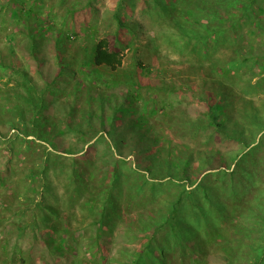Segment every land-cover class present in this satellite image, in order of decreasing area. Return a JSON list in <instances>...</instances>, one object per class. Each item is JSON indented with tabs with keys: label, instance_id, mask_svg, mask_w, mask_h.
<instances>
[{
	"label": "rangeland",
	"instance_id": "obj_1",
	"mask_svg": "<svg viewBox=\"0 0 264 264\" xmlns=\"http://www.w3.org/2000/svg\"><path fill=\"white\" fill-rule=\"evenodd\" d=\"M119 1L94 0L88 6V0H20L21 3L15 4L20 9L16 17L12 13V0H0V62L7 68H0V264H128L135 250L140 249L143 233L136 231L135 227L127 229L128 223L136 220L138 214L148 215L145 192L149 186L141 174L145 173L148 182L160 178L154 179L145 170L137 168L135 152L138 151L133 139L122 141L119 148L112 146L109 149L107 141L102 139L103 132L95 135L100 127L99 111L97 102L94 99L92 102L94 90L110 93L113 99L122 102L127 84L108 88L99 81H89L87 85L78 86L80 94L77 96L76 87L73 91L76 82L72 81V76H66L62 81L57 75L61 65L71 72L75 64L83 61L86 43L94 36L98 40L106 39L109 50L116 51L122 60L117 69L107 67L106 74L115 75L116 79L122 75L129 82H140L142 88L133 89L139 93L141 105L146 103L149 109L157 110L147 117L146 123L152 127V133L161 137L149 141L152 150L158 151L162 146L165 149L158 156L179 152L191 157L192 174H199L197 181L188 186L189 190L198 192L193 193L196 200H186L185 213L188 214L196 205L203 206L204 214L193 227L204 241L212 239L213 243L204 244L202 251L191 254L176 246L169 256V264H229V253L221 249L224 245L229 246L232 252L237 247L240 250L238 257L230 259L231 264H248L256 254L252 247L261 242L263 232L255 224V219L259 218L258 210L253 206L250 209L252 194L240 195L237 192L242 186L239 171L248 180L254 178L257 185L264 186V81L261 80L264 73H257L260 70L257 64L239 63L227 77H222L221 84L219 75L212 69L215 63L231 61L233 64L241 60L243 53L240 47L253 48L262 42L263 36L254 34L253 23L240 10L236 13L237 20H227L224 35L215 39H195L190 36V31L185 35L175 28L163 9L155 8L151 0H129L126 3L122 16L135 27L136 32L132 35L129 26L118 31L115 14ZM260 6L264 8V0H258V6H254L252 20H264ZM30 7L33 12L29 15L27 10ZM38 18L54 28L41 31ZM206 21L204 15L193 24L197 28L199 23ZM59 31L63 37L60 43L56 41ZM34 34H38L35 46ZM132 40L134 44L129 46ZM78 76L82 81L83 73ZM62 84L66 93H58ZM29 86L36 89L32 90L34 98L45 91L46 95L52 92L46 99L48 107L41 110L40 117L65 130L68 123L83 124L87 141L80 142L79 135L67 131L65 135L49 137L57 143L53 148L47 140L26 135L34 128L33 116L37 109L28 101L31 97ZM217 91L222 93L219 101L223 97L230 100L225 109L230 115L227 121L229 134L203 126L208 103L214 101L208 98ZM54 94L58 95L57 101ZM72 106L76 111L69 116ZM257 115L260 119L254 117ZM48 122L46 128H49ZM119 123L123 128L126 121ZM107 140H111L109 136ZM143 157L141 153L142 165L146 166L147 161ZM73 158L83 165L95 161L93 168L98 174L93 182L94 194L109 181L106 170L116 164V158L123 161H117L119 173L136 183V191H141L137 192L135 200L124 198L122 207L115 206L112 210L114 219L109 222L110 229L105 227V254L97 255L93 251L94 244L88 245L96 228L93 223L95 215L85 202L88 199L86 195L90 194L81 196L77 204L69 202L68 195L74 193L73 182L61 173V168H70ZM96 158L98 160H94ZM244 163L248 167L241 169L240 165ZM41 164L50 167L47 175L54 186L52 191L61 195L60 206L67 219L71 220V245L57 255L51 252L43 239L46 231L42 223L33 218L39 214L36 203L42 196L37 194V183L32 182L29 175L32 170L36 172ZM169 179L166 176L161 181ZM202 182L214 186L219 199L224 195L226 214L233 212L236 218L226 224L218 207L200 200L203 199L199 189ZM169 190L168 187L166 193ZM252 192L258 194V186ZM119 198V193H115L112 200L118 204ZM157 198L160 204H164L161 194ZM51 201L54 202L53 197ZM160 204L156 207H163ZM121 214L123 217L119 218ZM217 227L222 228L224 236L215 233ZM47 235L51 237L49 231ZM204 251L207 255L203 258ZM103 255L106 256L105 261L101 260Z\"/></svg>",
	"mask_w": 264,
	"mask_h": 264
},
{
	"label": "trees",
	"instance_id": "obj_2",
	"mask_svg": "<svg viewBox=\"0 0 264 264\" xmlns=\"http://www.w3.org/2000/svg\"><path fill=\"white\" fill-rule=\"evenodd\" d=\"M92 1L94 0H88L87 5H91ZM128 1L129 0L119 1L115 16L118 24V31H120L123 27L129 26L130 34L133 35L136 32L135 27L130 26L129 21L127 22V20H125L122 16L123 10L127 8L126 3ZM151 1L154 5H156L154 6L155 8L159 6L161 8L160 10L163 9L166 13L165 16H167L168 20L175 25V28L185 35H187L188 31H190L193 34H190V36L195 39H215L216 37L224 35L227 31V28H225L227 20H237L236 13L242 10L243 15L248 17L253 23L255 27L253 30L254 34L261 33L263 40L258 44L260 46L256 45L248 50L245 46L240 47V51L243 53L241 54L243 56L241 60H237V62L234 61L233 64H230L231 61H226V63H215V67L212 71L214 72L215 70V72L219 75V83L222 82V77H227V75L230 74V70L239 63H249L250 65L257 64L260 69L257 73L259 75L264 73V20L259 18H257L258 20L251 19L254 17L252 16V13L255 12L254 6H258V0ZM12 2L14 3L12 13L14 16L18 17L20 9L15 4L20 2V0H12ZM261 7L263 6L258 8L260 11L264 12V8ZM32 12L33 9L30 7V9L27 10V13L30 15ZM204 15L207 21L199 23L200 25L198 24V27L195 28L193 23L199 22L200 17ZM37 21L40 24L41 31L54 28L53 26H47L46 21L44 20H39L38 18ZM230 25L232 26L231 23ZM37 36L38 34L33 35L34 46L36 45L35 39ZM57 36L56 41L60 43L61 39H63L62 32L59 31ZM118 42L123 43L119 39ZM133 44L134 41L132 40L128 45L132 46ZM206 45L207 44H205V47ZM203 50L206 49L203 48ZM83 51V61L81 63L75 64V66L72 67L71 72H68L65 66L61 65L60 71L57 75L62 79V81L66 76L71 75L72 81L76 82L73 91H76L75 87L76 89H79L78 86L87 85L86 83L89 81H99V83H103L104 86H107L108 88L120 83L127 84V91L124 93V100L122 102L117 99H113L110 93H103V91L94 90L95 93L92 95V102H94V99L98 104L99 113L97 117L100 125V127L97 128L95 135L102 131V139L107 141L109 149H111L112 146L119 148L122 141H125L128 138L133 139L135 142L134 146L138 151L135 152V162L137 168L145 170L154 179L160 178V180L148 182V179L145 178V173L141 174L146 186H149V192H147L148 190L145 192L147 206L149 209L147 216H141L138 214L136 220L128 223L127 230H131L135 227L136 231H141L144 236L142 237L140 249L135 250L133 258L128 264H169V256L172 255V251L176 246L180 247L182 251H187L191 254L195 251H202L204 244L212 245V239L204 241V239L193 227V225H195L204 214L203 206L200 207L199 205H196L188 212V214L185 213L186 200H196V198L193 197V193L198 192V190L191 191L188 189V186L193 185L199 177V174H196V176H193L195 174H192V170H194L192 158L185 157V154H181L179 152L176 154L174 153L171 156H158V154L165 149V147L162 146L159 147L158 151L154 152L152 150L149 141H156L157 139H161V137L152 133V127L146 123L148 119L147 117L157 110L155 108L149 109L146 103L141 105L139 93L133 89V87L139 89L142 88L140 82H129V80L125 79L122 75H119V78L116 79L115 75L112 76L106 74L107 67L117 69L122 61L120 55H118L116 51L109 50L106 39L98 40L94 36V38L87 41L86 48ZM140 66L142 65L140 64ZM0 68H3L4 70L7 69L3 62H0ZM80 72L84 75L82 81H80L78 76ZM261 78V80L264 81V77L262 76ZM78 89L77 93L75 92L77 96L80 94ZM32 90L35 91V87L29 86L28 94H30L31 97L28 101L33 103L34 107L37 109L34 111L33 116V121L35 122L33 126L34 128L26 135H34L36 138L47 140L53 148L57 147V143L53 142V140H49V137L55 138L59 135H65L67 134V131H69V133L79 135L78 141H87L85 138L86 131L83 124L68 123V126H66L67 130H65L59 125H54V123L50 124L47 119L40 117L41 110L48 107L47 100L52 92H48L46 95L45 91V95L42 94L40 97L34 98ZM58 91V93H66V89L63 87V84L59 86ZM88 92H90V90H88ZM221 95L222 93L217 91L216 94H213L210 98H208V100L213 99L214 101L212 103H208L206 121L203 122V126H211L214 128L215 132L229 134L227 121L230 119V115L225 111V109L228 105H230V100L223 97L222 101H219V97ZM153 99L155 100V98ZM54 100H58L57 94H54ZM61 104L62 103H59L60 106ZM74 111H76V108L72 106V110L68 112V115H73ZM91 111L93 113L94 109ZM125 115H128V117H124ZM133 115L137 116L133 117ZM87 116L90 117V115ZM220 117L221 119L219 120ZM254 117L260 119L258 115ZM119 121H126L123 128H120ZM47 122L50 124L49 128H46ZM236 125H238L237 122ZM108 136L111 139L110 141L107 140ZM248 145L249 144H246V146ZM68 151L70 153L74 152V150ZM141 153L144 154V161H147L145 164L146 166L142 165ZM72 160L73 162L70 168H61V173L65 174L66 178H71L70 180L73 182L74 193L68 195L69 202L77 204L81 196H85L87 193L90 194L86 195V198L88 199L85 200V202L88 204L87 206L90 211H92L95 215L96 220H94L93 223L96 228L94 230L93 238H89L90 241L88 245L90 246L91 244H94L93 251L96 252L97 255H100L101 253L105 254V240L107 237L105 227L110 229L109 222L114 219L111 215L112 210L115 206L122 207L120 205L124 198L135 200L137 192L141 191H136V183L130 182L129 179L119 173V170L116 169L117 161L122 163L123 161L116 158V164H113L109 170H106V178H108L109 181L104 187H99L100 189H98V191L94 194L93 182L97 178L98 174V172H96L93 168L95 161L88 165H83L78 159L73 158ZM94 160L98 159L96 158ZM240 166L241 169H244L248 167V164L244 163ZM49 169V166L41 164L40 168L36 172L32 170L29 177L32 179V182L37 183V188L35 190L37 194L41 193L42 196V199L36 203V209L39 214L38 216L33 217L34 221L40 220L44 230L46 231L43 239L48 243L51 252L57 255L61 252L64 253L67 246L71 245L69 244L71 220L67 219L64 209L60 206L61 195L55 194L52 191L54 186L47 175ZM157 173L159 174L158 176H156ZM239 175V183L242 186L241 191L238 190L237 193L240 195L252 194L251 200L249 201L250 209H252L251 206H253L258 210L259 218L255 219V224H258L263 232L261 242L252 247V251L256 254L252 259H250L248 264H264V186L257 185V182L253 178V174V179L250 178L249 180L246 176L244 177L242 171H239ZM166 176L171 179L166 182L161 181L162 178H165ZM88 178H90L89 181ZM245 178L247 179L248 186L245 184ZM39 179L40 182H37ZM255 186H258V194H254L252 192ZM168 187L170 190L166 193ZM199 189H201L203 196V199L200 200L211 204V206L218 207L220 209V216L223 217V221L226 222V224L229 220L236 218L233 212H227L226 214L227 209H225L226 205L224 195L221 199H219L214 191V186L209 185L207 182H202L199 184ZM115 193H119L120 195V198L117 200L118 204H115L112 200ZM223 193L226 192L224 191ZM159 194L162 195L163 198L161 199V202L164 204H160L157 198ZM145 196L143 195L142 198H145ZM51 197L54 198V202L51 201ZM149 201L151 202L148 203ZM97 203H99L98 206ZM158 204L163 207H156ZM122 215L123 214L119 215V218L123 217ZM221 229L219 227L215 228V233L217 235L221 234V236H224L225 234H223ZM47 231L51 234L50 238L47 235ZM126 232L128 233V231ZM128 235L130 234H127V236ZM237 248L235 252H232L227 245L221 247L226 254L229 253V264H231V258L238 257L240 250H237ZM203 253L202 255L204 258L207 253L206 251ZM101 260L105 261L106 256H101Z\"/></svg>",
	"mask_w": 264,
	"mask_h": 264
}]
</instances>
